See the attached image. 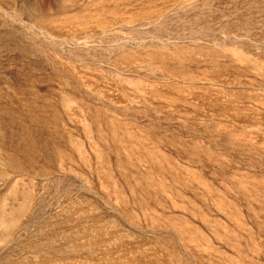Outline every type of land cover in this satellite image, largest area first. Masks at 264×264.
Masks as SVG:
<instances>
[{
	"label": "rangeland",
	"instance_id": "rangeland-1",
	"mask_svg": "<svg viewBox=\"0 0 264 264\" xmlns=\"http://www.w3.org/2000/svg\"><path fill=\"white\" fill-rule=\"evenodd\" d=\"M0 264H264V0H0Z\"/></svg>",
	"mask_w": 264,
	"mask_h": 264
}]
</instances>
